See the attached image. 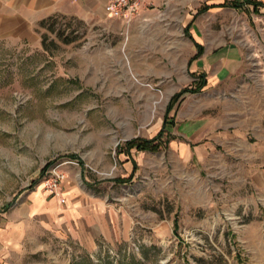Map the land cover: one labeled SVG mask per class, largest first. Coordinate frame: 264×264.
<instances>
[{
    "label": "rangeland",
    "instance_id": "1",
    "mask_svg": "<svg viewBox=\"0 0 264 264\" xmlns=\"http://www.w3.org/2000/svg\"><path fill=\"white\" fill-rule=\"evenodd\" d=\"M245 16L233 14L232 35L263 94L264 24ZM127 26L59 16L35 29L34 42L0 41V221L49 164L71 160L91 184L133 185L126 210L134 225L127 241L87 253L31 229L27 239L39 244L7 251L0 242V264H264V101H253L256 129L242 133L255 151L218 153L209 167L169 160L167 127L184 94L154 88L137 99V84L115 83L133 80L138 66L128 37L112 32ZM159 132L167 142L157 152L126 151L125 142Z\"/></svg>",
    "mask_w": 264,
    "mask_h": 264
},
{
    "label": "crops",
    "instance_id": "2",
    "mask_svg": "<svg viewBox=\"0 0 264 264\" xmlns=\"http://www.w3.org/2000/svg\"><path fill=\"white\" fill-rule=\"evenodd\" d=\"M107 1L0 0V41L34 42L39 23L53 16L109 20L105 15ZM228 1L150 0L140 6L137 18L125 29L112 30L117 36L128 37V58L138 65L133 80L115 81L137 84L132 98H141L142 93L154 92V88H162L172 96L198 78L204 84L200 93H186L173 106V123L167 127L173 156L168 158L173 162L186 163L195 157L204 159L209 167L218 153L255 151L245 135L256 129L252 120L258 110L253 101H264L263 86L249 80L251 74L244 68L242 48L232 35V16L247 15L246 22L258 28L264 24V7L254 12L250 6H243L245 11L220 7ZM202 5L210 8L195 15ZM112 20L125 24L120 19ZM158 128L154 127V132ZM132 160L137 166L133 173L136 178L140 165L138 159ZM121 161L123 170L129 173L130 161ZM75 167H63L64 204L43 195L40 182L18 195L0 221V242L5 250L20 249L26 240L38 245V237L27 239L31 229L37 236L48 235L55 244L68 242L86 253L129 239L134 225L126 207L133 185L117 187L107 181L91 184L85 172ZM140 193L134 191L135 195Z\"/></svg>",
    "mask_w": 264,
    "mask_h": 264
},
{
    "label": "built area",
    "instance_id": "3",
    "mask_svg": "<svg viewBox=\"0 0 264 264\" xmlns=\"http://www.w3.org/2000/svg\"><path fill=\"white\" fill-rule=\"evenodd\" d=\"M146 1L150 0H108L105 15L110 19H120L128 25L133 19L137 18L140 6ZM66 166L73 167L77 164L71 160L49 164L39 180L42 194L57 199L59 204L65 202L61 184L65 177L63 167Z\"/></svg>",
    "mask_w": 264,
    "mask_h": 264
},
{
    "label": "trees",
    "instance_id": "4",
    "mask_svg": "<svg viewBox=\"0 0 264 264\" xmlns=\"http://www.w3.org/2000/svg\"><path fill=\"white\" fill-rule=\"evenodd\" d=\"M243 6H250L252 8V12L255 11L256 8L258 7H264V2H255V1H251V0H244L243 2H237L235 0H230L228 2L223 3L220 7H225V8H231L233 10H244L245 8ZM210 7H207L205 5H202L198 8V10L196 11L195 15H198L199 13H202L204 11H206L207 9H209ZM59 16H53V18H56ZM53 18H49L46 20H43L39 23L38 26L43 27L45 24H47V22H50L51 20H53ZM201 78H198V83H195L194 85L192 84L189 87H186L184 89H182L180 92L176 93L173 98H177L182 94H185L186 92L188 93H197L199 91H201V87L204 85L203 82L200 80ZM162 132H159L157 134V136L151 140H139L137 138L129 140L128 142H125L124 146L126 148V151H129V149H134L135 151H150V152H157L158 149L162 148L166 142L167 139H163L162 138ZM70 159H73V157H71ZM117 182H123L121 180H115Z\"/></svg>",
    "mask_w": 264,
    "mask_h": 264
}]
</instances>
